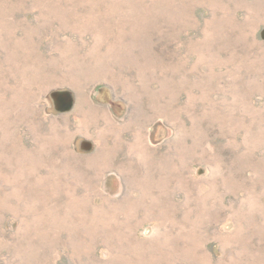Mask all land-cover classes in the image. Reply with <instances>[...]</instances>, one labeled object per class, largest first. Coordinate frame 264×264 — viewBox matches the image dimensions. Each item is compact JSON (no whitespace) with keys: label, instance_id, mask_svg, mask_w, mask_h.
Listing matches in <instances>:
<instances>
[{"label":"rangeland","instance_id":"374dc122","mask_svg":"<svg viewBox=\"0 0 264 264\" xmlns=\"http://www.w3.org/2000/svg\"><path fill=\"white\" fill-rule=\"evenodd\" d=\"M0 264H264V0H0Z\"/></svg>","mask_w":264,"mask_h":264},{"label":"bare ground","instance_id":"6f19581e","mask_svg":"<svg viewBox=\"0 0 264 264\" xmlns=\"http://www.w3.org/2000/svg\"><path fill=\"white\" fill-rule=\"evenodd\" d=\"M17 3V2H16ZM14 20V19H13ZM20 23V22H19ZM48 27V26H47ZM60 61V60H59ZM243 79V78H242ZM181 88V87H180ZM242 88V87H241ZM166 89V88H165ZM176 99V98H175ZM177 100V99H176ZM143 122V121H142ZM104 127V126H103ZM142 141V140H141ZM62 146V145H61ZM137 150V149H136ZM139 150V149H138ZM57 151V150H56ZM131 151V150H130ZM41 164V163H40ZM44 168V167H43ZM84 169V168H83ZM70 171V170H69ZM92 177V176H91ZM125 244V243H124Z\"/></svg>","mask_w":264,"mask_h":264}]
</instances>
